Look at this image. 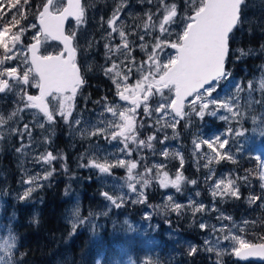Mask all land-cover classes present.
<instances>
[{
	"label": "snow or ice",
	"instance_id": "obj_1",
	"mask_svg": "<svg viewBox=\"0 0 264 264\" xmlns=\"http://www.w3.org/2000/svg\"><path fill=\"white\" fill-rule=\"evenodd\" d=\"M141 2L153 6V10L146 12L142 21L125 27L126 22L121 14L126 4L121 2L106 21L107 34L101 37L105 50L103 74L113 83L115 95L120 101L127 102V106L115 102L110 104L107 97L97 101L102 118L99 124L91 125L81 135L84 138L103 139L110 144L117 142L119 146L116 153L131 157L133 152L142 148L153 150V155L156 154L153 141L157 140V135L140 138V130L145 127L151 130L153 125H159L155 132L160 133L166 127L174 129L180 120L190 118L192 114L201 121L207 116L221 121L234 119L239 124L243 113L237 107V98L221 100L214 93H218L221 81L231 79V73L226 70L229 41L233 30L241 23L245 0H186L185 6L179 11L177 4L170 3L169 0ZM85 14L86 9L81 0H67L66 4L62 0H39V3L36 0H0V94H12L23 105L7 117L0 115V128L8 127L19 140L27 138L28 143H22L16 148L17 152L40 143L33 140V129H44L45 123L51 125L56 122L57 117L68 124L73 116L74 101L86 79L77 61V46L73 44L75 32L65 33V21L74 17L76 23L81 24L85 22ZM145 37H151V42L146 41ZM49 41L60 42L62 48L55 52L45 49L42 53V48ZM137 49L144 53L145 59H136L134 53ZM130 80L133 82L129 83ZM29 86L38 89L39 94H29ZM259 86L264 90V80L260 81ZM252 87V84L245 85V88ZM245 88L238 91H244ZM153 97L159 98L155 107L149 103ZM141 108L142 111H138ZM26 110H36L42 119L31 126L28 123H24L22 127L9 125V121L16 118L18 113ZM221 110L230 113V116L218 115ZM106 114H110L112 119H108ZM138 116H147L153 123L148 124L142 119L138 123ZM71 123L80 125L81 121L74 119ZM259 134L264 139V129ZM244 135L245 131H237L230 126L222 135L193 140V154L206 161L205 168H209L214 161L219 163L221 160H229L235 164L237 160L232 153L240 145L236 144L233 149L229 137ZM167 140L168 136L165 135L158 142L164 145ZM43 143L50 144L51 141L45 136ZM202 146H206V150ZM159 154L165 158L170 156L166 146ZM172 155L179 159L182 169L183 156L178 152ZM58 159L63 161L66 158L63 154L55 155L47 150L35 156V165H47L48 168L43 173L36 172L22 180L29 187L20 196L21 200L30 198L34 191L43 187L41 181L53 176L55 168L52 165ZM80 166L93 168L107 175H111L115 168L126 169L125 185L130 192L137 194L136 202L139 203L146 201L143 189L148 188L153 181L161 188H172L177 193L181 192V186L186 181L179 170L172 178L168 171L163 170L166 166L162 163L151 167L145 165L143 171L138 172L139 161L120 159L118 156L112 160L108 157L90 158ZM64 167L66 169L67 165ZM258 167L259 187L264 193V160H261ZM248 171L251 174V170ZM204 181L210 182V194L214 200L239 199L242 184L251 186L248 174L239 176L229 173L217 176L211 168ZM187 183L196 185L197 180H188ZM102 195L116 208L125 203L124 195L109 192ZM195 195L199 196L200 193L196 192ZM247 199L250 205L259 201L258 206L264 207V195H249ZM167 200L170 203L165 207L178 215L185 210L190 211L194 217L197 213L203 215L218 211L214 204L205 205L194 199H189L187 205L174 202L171 195ZM73 215L79 224L84 223L79 208L75 209ZM216 218L220 222L232 219L223 212ZM76 227L77 223H73L72 230L75 231ZM199 228L205 232H225L226 225L222 223L221 228L217 229L215 225L200 222ZM228 231L230 233V229ZM223 239L231 242V252L236 257H264V243H252L239 234H225ZM219 242V238L214 241L206 239L205 250L213 251ZM14 249L15 236L10 235L0 245V251L5 256L3 264H12L10 258ZM196 252L197 248L192 247L189 254L195 255ZM222 254L217 253L218 256Z\"/></svg>",
	"mask_w": 264,
	"mask_h": 264
},
{
	"label": "rangeland",
	"instance_id": "obj_2",
	"mask_svg": "<svg viewBox=\"0 0 264 264\" xmlns=\"http://www.w3.org/2000/svg\"><path fill=\"white\" fill-rule=\"evenodd\" d=\"M62 2L65 3L64 0ZM90 2H94V5L86 6L87 4H84L86 9L85 22L81 24L71 22L68 33L75 32L76 41H78L76 42L77 55H80L81 59L85 57L86 61L89 59L94 68L96 66L92 75L100 76L106 85L96 86V91L99 93H96L97 99H93L92 94L87 91L81 90L74 101L73 116L69 123L66 124L57 117L55 123L51 125L45 123L44 129H33V140L40 141V143H34L31 147L25 148L23 152H17L16 148L22 143L27 144V138L19 140L9 131L8 127L0 128V137H4L0 139V222L4 218V210L10 199L26 205L40 204L44 201L46 192L57 187L58 184L55 182L62 181L65 186V194L63 195L66 201L65 218L72 224L77 223L75 231L71 232L69 238L75 237L77 230L81 228L93 230L96 233L103 232L102 220L100 222L98 220L106 217L108 211H115L111 217L114 234L110 235L108 246L104 251L102 250L96 264H103L102 259L105 262L108 261L106 264H191V261L198 264H227L224 261L234 260L235 255L231 252V242L225 241L223 236L225 234H239L250 241L248 233L250 228L247 225L249 220H240L231 213H226L220 204L234 203L238 199L216 198L214 200L210 194V182L205 183L204 181L209 168L214 169L217 176L232 173L227 169V164L232 162L221 160L216 163L214 161L209 168H205L206 161L199 155L193 154L192 141L198 138L211 139L218 134L222 135L230 126L235 127L237 131H245V135L229 137L233 149L236 148V144L240 145L239 149L233 151V157L236 159L239 152L248 151L256 159L257 167L261 160H264V139L259 134L261 129H264V122H262L264 119V90L259 86L260 81L264 80V44L260 46L259 50L243 49L240 45L244 36L252 35L254 32H264V0H245L241 23L231 38L233 43L229 57L231 70L228 71L231 73V79L230 81H221L218 93H214L221 100L237 98V107L243 113L241 122L238 124L234 119L221 121L218 118L207 116L201 121L195 114H192L190 118L180 120L174 129L166 127L160 133L155 132L159 125H153L151 130L145 127L140 130L142 133L140 138L156 134L157 140L153 141L156 154L153 155V150L142 148L133 152L131 157L123 153H116L119 146L117 142L110 144L96 137L84 138L81 132L90 129L93 124H99L102 118L100 115L101 107L96 102L102 101L104 97H107L110 104L115 102L127 106V102L120 101L115 95L113 83L103 74L105 50L103 48L104 40L101 37L107 34L105 31L106 21L121 2L126 4L121 14V18L126 22L125 27L142 21L145 13L153 10V6L141 2V0H90ZM169 2L177 4L179 11L185 6L186 0H169ZM139 6L140 8L137 10ZM145 40L151 42V37H145ZM50 43L52 42L49 41L45 45L43 52L45 49L49 52L61 49L58 44ZM134 55L138 61L145 59L144 53H140L138 49ZM250 57L251 59L255 58L252 62V69L239 65H244L243 62L249 60ZM257 57L260 58L257 60ZM132 82V80L129 81V83ZM247 84H252L253 87L245 88ZM240 88H245V90L238 91ZM28 92L36 95L38 89L29 86ZM158 99V97H153L149 102L150 105L155 107ZM22 106L12 94H0V115L7 117ZM187 110L186 106L185 111ZM138 111H142V108ZM220 114L230 116V113L223 110L218 113V115ZM106 116L108 119H112L110 114H106ZM253 117L255 118L254 122ZM41 119L42 117L37 114L36 110H26L18 113L16 118L9 121V125L22 127L24 123H28L31 126L32 123ZM74 119H79L80 125L72 124L71 121ZM141 119L147 121L148 124L153 123L152 119L147 116H138L137 122L139 123ZM192 120H197L198 123L196 124ZM193 131L197 132L192 134ZM165 135L168 136V140L165 141L164 145H161L158 141ZM45 136L50 139V144L43 143ZM60 137H64L67 144L66 149L61 151L57 149V140ZM165 146L170 153L167 158L159 154ZM202 147L206 150V146ZM45 150L52 151L55 155L63 154L66 159L54 161L52 165L55 168L53 176L46 181H41L43 187L34 191L30 198L21 200L20 196L29 187L22 183V180L36 172L43 173L48 168L47 165L34 164L35 156ZM177 152L184 158L182 169L179 165V159L172 155V153ZM117 156L120 159L139 161L136 170L138 172H142L145 165L151 167L161 163L166 166L163 170L168 171L172 178L178 170L182 171L186 181L181 186V192L177 193L172 188L163 189L156 181H153L148 188L143 189L146 201L139 203L136 202L138 200L137 194L130 192L125 185L126 169L115 168L111 175H107L99 173L96 169L80 166L86 164L90 158L108 157L109 160H112ZM65 164L67 165L66 169ZM254 177L259 181L258 176ZM192 179L197 180L196 185L187 183L188 180ZM92 184H95L98 196L103 198V203L107 206L103 210L91 211L88 216L81 214L84 223L79 224L73 213L76 208H79L80 213H82L79 196L82 192L88 193L87 189L84 190V186ZM104 192L124 195L125 200L130 198L132 202L138 205H145L146 211L142 215L134 210L133 214L123 216L121 207L116 208L107 201L102 195ZM196 192H199L200 195L196 196ZM169 195L173 197L174 202L185 205L188 204L189 199L203 202L205 205L214 204L218 211L206 212L203 215L197 213L194 217L190 211L185 210L178 215L165 207L170 203L167 200ZM220 212L226 216H231L232 219L223 222L218 221L216 217ZM149 217L151 218L149 219ZM245 221H247L246 224ZM200 222L215 225L217 229L221 228L223 223L226 225V229L225 232H205L199 228ZM197 230L201 233L197 234ZM8 238V236H2L0 245H3ZM216 238H219V244L214 246L213 251H206L204 241L206 239L214 241ZM192 247L197 248L195 255L189 254ZM107 251H109L108 254ZM218 252L223 254L218 256ZM105 254L107 257L104 256ZM4 259V253L0 251V264H3ZM12 263H15V258L12 259Z\"/></svg>",
	"mask_w": 264,
	"mask_h": 264
},
{
	"label": "trees",
	"instance_id": "obj_3",
	"mask_svg": "<svg viewBox=\"0 0 264 264\" xmlns=\"http://www.w3.org/2000/svg\"><path fill=\"white\" fill-rule=\"evenodd\" d=\"M36 2L39 3V0H36ZM84 4L92 6L94 2L84 0ZM141 7L144 8V6ZM139 8L140 6L137 10ZM232 44L231 42V47ZM263 44L264 32H254L252 35L244 36L240 42L241 47L247 50H259ZM259 58L257 57L256 59L258 60ZM254 60L255 58L251 59L250 57L249 60L243 62L244 65H239L252 69ZM78 62L86 79L82 90L92 94L93 99H97L96 93L98 91H96V86L106 85V82L100 76L92 75L96 66L94 68L89 59L86 61L85 57L81 59L80 55H78ZM230 63L228 62L229 71L231 70ZM97 67H100V65H97ZM85 70H87L86 73ZM107 88H109L108 85ZM192 122L198 123L197 120H192ZM195 130H198V128H195ZM194 132L197 131H193L192 134ZM61 145L63 146L61 147ZM66 145L64 137H60L57 140V149L60 151L65 150ZM236 160L235 164L228 163L227 169L239 176L250 175L251 186L242 184V197L240 199L234 203L220 205L226 213H231L237 219L249 220L247 225L250 228L248 232L250 242L256 244L264 243V207L258 206L259 201L250 205L247 199L249 195H264L259 187L260 181H257L254 177L259 174L257 161L248 151L239 152L236 155ZM248 170H251V174H249ZM55 183L58 184L57 187L47 191L44 201L40 204L26 205L12 199L8 201L4 210V218L0 222V238L2 236H15V249L12 256V259L15 258L14 264H17V262L19 264H96V260L101 255L102 250L104 251L108 246L110 235L114 234L111 217L115 211H108L106 217L98 220L99 222L102 220L103 232L96 233L93 230H83L81 228L77 230L75 237L69 238L73 230L72 223L65 218L66 201L63 196L65 194V186L62 181ZM86 189L88 193L82 192L79 198L81 214L88 216L91 211L103 210L107 205L103 203V198L98 196L95 184L84 186V190ZM93 192L95 194H92ZM134 210L143 215L146 211L145 205H138L129 198L125 200L121 207V214L123 216L131 215ZM196 232L197 234L201 233L199 230ZM108 252L106 253L108 254ZM107 254L104 256L107 257ZM102 262L106 264L108 261ZM224 262L227 264H256L242 263L236 259ZM191 264L198 263L191 261Z\"/></svg>",
	"mask_w": 264,
	"mask_h": 264
},
{
	"label": "water",
	"instance_id": "obj_4",
	"mask_svg": "<svg viewBox=\"0 0 264 264\" xmlns=\"http://www.w3.org/2000/svg\"><path fill=\"white\" fill-rule=\"evenodd\" d=\"M65 2H67V0H65ZM81 4L83 5V0H81ZM71 21H74V22H76L75 21V18L74 17H69L66 21H65V33L66 34H68L67 33V28H68V24H69V22H71ZM234 31V30H233ZM232 35V34H231ZM54 42H56V43H58L59 45H61L60 44V42H58V41H54ZM73 44H74V41H73ZM75 46V45H74ZM61 47H62V45H61ZM42 51V50H41ZM229 51H230V41H229ZM226 67H227V64H226ZM39 94V90H38V92H37V94L36 95H38ZM32 95H35V94H32ZM189 99H191V98H189ZM235 259L236 260H238V261H241V262H256V263H264V257H262V256H250V257H247V258H241V257H236L235 256Z\"/></svg>",
	"mask_w": 264,
	"mask_h": 264
},
{
	"label": "flooded vegetation",
	"instance_id": "obj_5",
	"mask_svg": "<svg viewBox=\"0 0 264 264\" xmlns=\"http://www.w3.org/2000/svg\"><path fill=\"white\" fill-rule=\"evenodd\" d=\"M75 41H76V38H75V40H74V45L77 46ZM53 43H54V44H57V43H55V42H52V43H50V44H53ZM42 53H43V49H42Z\"/></svg>",
	"mask_w": 264,
	"mask_h": 264
}]
</instances>
